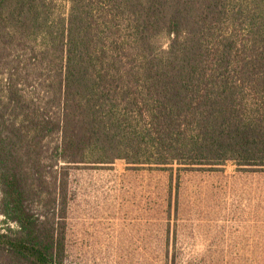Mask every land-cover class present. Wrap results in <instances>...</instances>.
I'll return each instance as SVG.
<instances>
[{
	"label": "trees",
	"instance_id": "obj_1",
	"mask_svg": "<svg viewBox=\"0 0 264 264\" xmlns=\"http://www.w3.org/2000/svg\"><path fill=\"white\" fill-rule=\"evenodd\" d=\"M118 160L264 171V0H0V264H65L67 169Z\"/></svg>",
	"mask_w": 264,
	"mask_h": 264
},
{
	"label": "rangeland",
	"instance_id": "obj_2",
	"mask_svg": "<svg viewBox=\"0 0 264 264\" xmlns=\"http://www.w3.org/2000/svg\"><path fill=\"white\" fill-rule=\"evenodd\" d=\"M67 173L65 264H264L258 168H142L118 160Z\"/></svg>",
	"mask_w": 264,
	"mask_h": 264
}]
</instances>
